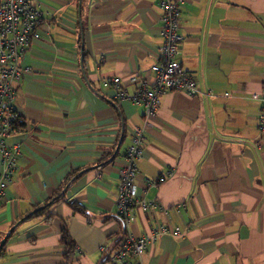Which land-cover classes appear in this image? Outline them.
<instances>
[{
    "label": "crops",
    "instance_id": "0c3cea01",
    "mask_svg": "<svg viewBox=\"0 0 264 264\" xmlns=\"http://www.w3.org/2000/svg\"><path fill=\"white\" fill-rule=\"evenodd\" d=\"M170 1L179 10L180 62L199 93L160 96L136 164L138 192L146 179L158 185L143 193L149 209L123 224L118 172L144 127L143 108L101 82L119 78L130 94L128 78L152 81L159 0H38L41 37L15 84L21 131L12 142L21 152L0 206V243L12 230L0 264H65L63 227L71 264H106L127 235L161 226L169 233L147 245L139 264H264V133L251 99L264 82V0ZM53 196L59 201L31 217Z\"/></svg>",
    "mask_w": 264,
    "mask_h": 264
},
{
    "label": "built area",
    "instance_id": "2783aa9c",
    "mask_svg": "<svg viewBox=\"0 0 264 264\" xmlns=\"http://www.w3.org/2000/svg\"><path fill=\"white\" fill-rule=\"evenodd\" d=\"M38 0H0V206L13 183L20 157L21 145L12 142L21 129L18 127L21 115L14 107L15 84L22 78L25 69L20 61L31 43L40 39L42 13L37 9ZM161 11V45L156 51L157 62L150 69L153 78L130 77L126 83L135 86L132 93L125 92L119 78L104 79L101 86L113 89L115 99L127 101L133 106L143 108L144 127L136 129L131 142L124 153L125 165L118 172L117 209L118 220L123 224L134 222L133 212L139 208L149 209L143 199V193L149 188H156L158 181L146 179L142 192L136 185L137 161L143 154L142 141L145 128L156 118L160 105V96L166 92H184L189 96L199 93L195 81L183 69L181 44L183 38L179 33V10L170 0H159ZM210 95L208 92L205 94ZM251 99L260 102L258 125L264 133V82L258 93ZM162 181V180H159ZM180 207V206H179ZM164 227H158L149 236L137 238L127 235L116 253L107 258L106 264H139L137 259L143 255L147 245L155 242L159 235L168 234ZM174 236H179L176 229Z\"/></svg>",
    "mask_w": 264,
    "mask_h": 264
},
{
    "label": "trees",
    "instance_id": "16d2710c",
    "mask_svg": "<svg viewBox=\"0 0 264 264\" xmlns=\"http://www.w3.org/2000/svg\"><path fill=\"white\" fill-rule=\"evenodd\" d=\"M59 199H60V197L56 198V196H53L50 200H48L43 205V206H46L44 209L36 212L31 217L42 216L43 213L47 210V208L49 206L53 205L54 203L58 202ZM68 206L70 207V209L73 210L74 213H77L81 218H83L86 221V223H90L92 221L93 218L89 217L86 214V212L83 211L82 208L79 207L78 204L70 203ZM48 219H50V218H47V220ZM60 242H61V245L63 246V249H64V256L63 257L65 260V264H71V262L73 260V255H74V246H73V243L71 242V240H70V238L66 232V228H64V227L61 229V232H60ZM117 245H119V243ZM1 250H0V252H1Z\"/></svg>",
    "mask_w": 264,
    "mask_h": 264
},
{
    "label": "water",
    "instance_id": "95a60500",
    "mask_svg": "<svg viewBox=\"0 0 264 264\" xmlns=\"http://www.w3.org/2000/svg\"><path fill=\"white\" fill-rule=\"evenodd\" d=\"M38 210H35L33 213H35V212H37ZM12 231V230H11ZM10 231V232H11ZM10 232L9 233H7L6 234V236L3 238V240L1 241V243H0V250L3 248V246L5 245V243H6V240H7V238L9 237V234H10Z\"/></svg>",
    "mask_w": 264,
    "mask_h": 264
},
{
    "label": "rangeland",
    "instance_id": "374dc122",
    "mask_svg": "<svg viewBox=\"0 0 264 264\" xmlns=\"http://www.w3.org/2000/svg\"><path fill=\"white\" fill-rule=\"evenodd\" d=\"M21 120V119H20Z\"/></svg>",
    "mask_w": 264,
    "mask_h": 264
}]
</instances>
